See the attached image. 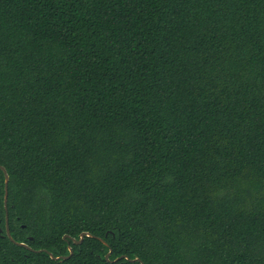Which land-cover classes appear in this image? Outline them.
Masks as SVG:
<instances>
[{
	"label": "trees",
	"instance_id": "obj_1",
	"mask_svg": "<svg viewBox=\"0 0 264 264\" xmlns=\"http://www.w3.org/2000/svg\"><path fill=\"white\" fill-rule=\"evenodd\" d=\"M0 165V264H264V0H0Z\"/></svg>",
	"mask_w": 264,
	"mask_h": 264
},
{
	"label": "water",
	"instance_id": "obj_2",
	"mask_svg": "<svg viewBox=\"0 0 264 264\" xmlns=\"http://www.w3.org/2000/svg\"><path fill=\"white\" fill-rule=\"evenodd\" d=\"M0 170H2V171L4 172V175H5L4 205H5V209H6V233H7L8 237H9V239H10L13 243L17 244L18 246L25 247V248H27V249H29V250H33L31 247H29V246L26 245L25 243H18V242H16V241H14V239H13L12 236H11L10 229H9V224H8V197H9V181H10V177H9V174H8V172H7V170H6L5 167H3V166L0 165ZM1 232H2V229H0V234H1ZM86 236H87V237H92V235H90L89 233H82V234H81V237H80V241H76V240H74V244H81L82 241L84 240V238H85ZM64 238L66 239L67 236H65ZM69 250H70V255H69V256H62V257H55L52 253H49V252H47L46 250H33V251H35V252H37V253H41V252H43V251H44V252H47L53 260H61V259H63V260L65 259V260H66V259H69V258L73 255V251H72V248H71V247H69ZM110 253H111V252H110ZM110 253H109V254H110ZM125 258L127 259V257H125ZM106 259L109 260V255L106 257ZM116 261H117V260H116ZM116 261H115V262H116ZM132 262H141V260L138 259V258H136V259H133Z\"/></svg>",
	"mask_w": 264,
	"mask_h": 264
}]
</instances>
